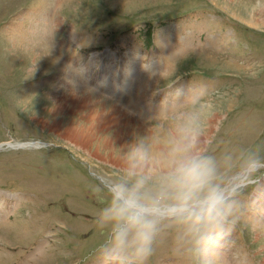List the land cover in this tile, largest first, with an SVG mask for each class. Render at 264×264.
Wrapping results in <instances>:
<instances>
[{"label":"rangeland","instance_id":"1","mask_svg":"<svg viewBox=\"0 0 264 264\" xmlns=\"http://www.w3.org/2000/svg\"><path fill=\"white\" fill-rule=\"evenodd\" d=\"M176 88L213 150L264 156V0H0V264H99L120 148L166 135ZM95 98L142 128H101ZM240 199L215 264H264V169ZM148 264L186 261L162 234Z\"/></svg>","mask_w":264,"mask_h":264},{"label":"clouds","instance_id":"2","mask_svg":"<svg viewBox=\"0 0 264 264\" xmlns=\"http://www.w3.org/2000/svg\"><path fill=\"white\" fill-rule=\"evenodd\" d=\"M166 135L136 136L120 148L95 222L99 264H148L162 234L186 264H215L239 218L241 194L264 169L259 148L217 153L203 132L199 94L176 88ZM153 116V117H154Z\"/></svg>","mask_w":264,"mask_h":264},{"label":"bare ground","instance_id":"3","mask_svg":"<svg viewBox=\"0 0 264 264\" xmlns=\"http://www.w3.org/2000/svg\"><path fill=\"white\" fill-rule=\"evenodd\" d=\"M237 3V2H236ZM238 4V3H237ZM241 4V3H240ZM238 8V7H237ZM240 9V8H239ZM245 10V9H244ZM247 11V16H248V19L251 21V20H254L255 17H256V14L258 15H261V12H253L252 10H249V9H246ZM240 11V10H239ZM236 17H238L236 15ZM248 24H251L249 22H247ZM255 25V24H254ZM77 97V96H76ZM85 97V96H83ZM88 99H91L88 97ZM87 99V101H88ZM81 100V99H80ZM84 103V102H83ZM93 108H91V111L92 113L91 114V118L93 119H97L98 120V124L101 128H104V127H108V128H116V126L119 127H126L130 124L136 126L138 129H141L142 128V124L141 122L137 121L136 119H134L132 116H129L128 113H125L123 112L121 109H119L118 107L116 106H113V108L107 110L106 108V104L104 103V101L100 100V99H96L95 98V101H93L92 103ZM82 106V105H81ZM99 106H101L99 108ZM86 110V109H85ZM90 111V110H89ZM89 114V115H90ZM87 115V114H86ZM217 118L216 116L211 118L209 120L210 124H211V127H212V124H214L216 122ZM207 121V123H209ZM72 129L76 132L75 135H79L83 134V131L82 130H79V133L76 131V128L72 127ZM105 129V128H104ZM65 130V129H64ZM88 132V130H87ZM94 137V136H93ZM94 139V138H93ZM77 141V140H76ZM79 142V141H78ZM81 144V143H80ZM77 145V144H76ZM83 145V144H82Z\"/></svg>","mask_w":264,"mask_h":264},{"label":"water","instance_id":"4","mask_svg":"<svg viewBox=\"0 0 264 264\" xmlns=\"http://www.w3.org/2000/svg\"><path fill=\"white\" fill-rule=\"evenodd\" d=\"M8 146H14V145H12V144H7ZM0 146H3V144L2 145H0ZM17 146H19V147H22V146H25V144H18Z\"/></svg>","mask_w":264,"mask_h":264}]
</instances>
